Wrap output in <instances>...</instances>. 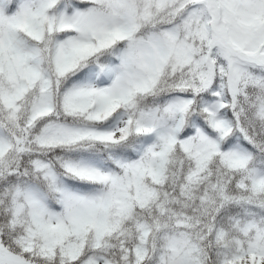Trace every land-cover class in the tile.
Segmentation results:
<instances>
[{
    "label": "snow or ice",
    "instance_id": "obj_1",
    "mask_svg": "<svg viewBox=\"0 0 264 264\" xmlns=\"http://www.w3.org/2000/svg\"><path fill=\"white\" fill-rule=\"evenodd\" d=\"M0 264H264V0H0Z\"/></svg>",
    "mask_w": 264,
    "mask_h": 264
}]
</instances>
